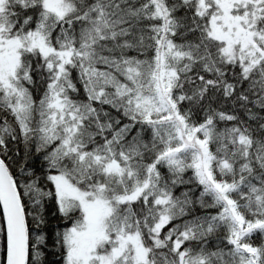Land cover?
I'll use <instances>...</instances> for the list:
<instances>
[{"label":"snow or ice","instance_id":"1","mask_svg":"<svg viewBox=\"0 0 264 264\" xmlns=\"http://www.w3.org/2000/svg\"><path fill=\"white\" fill-rule=\"evenodd\" d=\"M0 264H264V0H0Z\"/></svg>","mask_w":264,"mask_h":264},{"label":"trees","instance_id":"2","mask_svg":"<svg viewBox=\"0 0 264 264\" xmlns=\"http://www.w3.org/2000/svg\"><path fill=\"white\" fill-rule=\"evenodd\" d=\"M56 223L57 222L54 220L53 223H52V227H55ZM49 259H58V257H49Z\"/></svg>","mask_w":264,"mask_h":264}]
</instances>
